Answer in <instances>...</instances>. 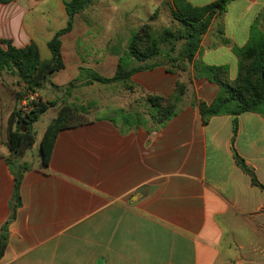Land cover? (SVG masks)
I'll use <instances>...</instances> for the list:
<instances>
[{"label":"crops","instance_id":"0c3cea01","mask_svg":"<svg viewBox=\"0 0 264 264\" xmlns=\"http://www.w3.org/2000/svg\"><path fill=\"white\" fill-rule=\"evenodd\" d=\"M139 1L144 3L136 0L133 9L144 6L149 16L168 0ZM188 1L200 6L215 0ZM89 6L62 36L65 66L45 85L47 99L78 77L100 84L88 83L81 68L104 77L117 71L123 39L111 32L93 35ZM263 9L264 0L230 1L203 36L196 59L227 65L234 79L235 48L249 41ZM129 12L122 10L124 22ZM68 18L65 0L0 3V42H34L41 58L50 59L48 42ZM156 64L132 74L138 97L169 96L178 80L187 83L165 126L149 132L144 126L121 128L109 115L88 118L59 131L47 166L40 154L37 162L26 159L31 148L7 161L9 116L21 106L15 93L24 83L0 76V229L11 214L15 173L24 171L21 205L9 222L0 264H264L255 256L264 248V190L234 157L236 151L264 185V116L237 115L236 134L232 114L204 123L199 104H210L219 85L197 76L193 64L186 71ZM60 103L48 109L55 111L50 120Z\"/></svg>","mask_w":264,"mask_h":264},{"label":"trees","instance_id":"16d2710c","mask_svg":"<svg viewBox=\"0 0 264 264\" xmlns=\"http://www.w3.org/2000/svg\"><path fill=\"white\" fill-rule=\"evenodd\" d=\"M10 1L13 0H0V3ZM91 1L65 0L69 18L67 25L58 30L48 42L52 53L50 59L41 58L39 48L34 42H30L24 47H16L6 39L0 42V76L5 73L15 75L19 84L24 83L23 87L15 93L18 102L27 93H38L39 90L44 89L47 83L52 82L53 74L65 66L61 52L62 36L73 29L76 15ZM230 1L232 0H215L199 6L191 4L188 0H168L164 4L170 7L173 18L180 24L178 27L165 29L158 36L153 32L152 25L146 23L132 36L128 57L124 55L119 57L114 76L104 77L84 68H81L80 74L81 76L88 75V83L118 82L133 91L132 74L157 65L156 63H147V61L161 54L162 43L181 41L178 54L174 58L180 63L178 70L186 71L189 68L188 65L193 64L197 76L207 77L219 85V92L210 104L205 102L199 104L203 122L207 123L213 115L232 114L235 116L234 132L236 134L237 115L253 111L264 116V9L261 12V18L259 17L251 28L249 41L243 47L235 48L238 56V73L234 79L230 78V70L227 65H209L196 59L203 36L208 31L213 19L224 13ZM133 58L138 59L141 63L130 66L129 60ZM169 69L175 70L170 67ZM186 90L187 83L178 80L174 91L169 96L146 95L150 110L149 117L139 111L126 112L122 109L115 110L110 116L115 124L124 129L144 126L149 132L159 130L176 114L178 104L183 99ZM57 104V98L47 99L39 95L38 100L32 104L28 111H23L21 106L15 107L9 116L6 136V144L11 153L7 158L9 163L13 162L12 156L21 155L26 149L32 148L36 141L34 124L49 108ZM80 110L68 103L59 105L56 116L50 120L40 140L39 154L44 166H47L51 159L59 131L87 121L88 118L77 117ZM234 157L236 164L251 177L252 184L264 190V185L258 180L255 171L248 166L245 159L236 151ZM23 177L24 171L19 169L15 173L14 193L10 205L11 214L0 229V259L7 246L9 222L15 218L16 211L21 205L20 188Z\"/></svg>","mask_w":264,"mask_h":264},{"label":"rangeland","instance_id":"374dc122","mask_svg":"<svg viewBox=\"0 0 264 264\" xmlns=\"http://www.w3.org/2000/svg\"><path fill=\"white\" fill-rule=\"evenodd\" d=\"M136 0H109L107 4L104 0H92L89 6L88 15L91 16L92 21L88 22V26L93 35L101 34L108 35L110 32L123 39L120 44L124 43L125 53L124 56L128 57L130 54L129 46L132 36L144 24L149 23L152 25V30L156 35H160L165 29H174L180 24L173 18L171 9L166 4H161L152 14H149L144 6H138L136 10L133 9V4ZM138 2L136 4H142ZM88 4V5H89ZM129 10L128 16L123 20L122 10ZM131 8V10H130ZM120 15V24L117 19ZM262 16V15H261ZM260 16V18H261ZM88 21V20H87ZM106 21V22H105ZM181 41L170 42L166 41L161 44V54L155 56L147 61V63H167L171 68L178 70L179 61L174 60L178 54ZM175 46V47H174ZM174 47V49H173ZM130 66L139 65L141 62L133 58L129 60ZM189 67L191 65H188ZM9 80V74L5 73ZM5 78V77H4ZM85 77L77 78L68 87L57 90L56 98L61 103H68L73 107H77L80 113L77 117L83 118H96L113 115L115 110L122 109L128 111H139L146 117H149V105L146 101V96L138 97L132 89L128 90L122 83H93L87 84ZM68 88V90H66ZM9 92V90H8ZM49 92L46 90H39L38 96L45 98ZM60 103V105H61ZM59 108V105L58 107ZM55 111L46 112L34 125L36 133V141L34 146L26 151V159L29 161L37 162L39 160V146L40 140L44 133L46 125L49 123ZM255 256L264 258V248L255 252Z\"/></svg>","mask_w":264,"mask_h":264},{"label":"built area","instance_id":"2783aa9c","mask_svg":"<svg viewBox=\"0 0 264 264\" xmlns=\"http://www.w3.org/2000/svg\"><path fill=\"white\" fill-rule=\"evenodd\" d=\"M38 94L36 92L27 93L24 98L21 100V108L23 111H28L32 104L38 100Z\"/></svg>","mask_w":264,"mask_h":264}]
</instances>
